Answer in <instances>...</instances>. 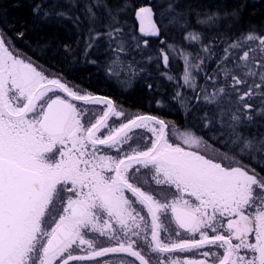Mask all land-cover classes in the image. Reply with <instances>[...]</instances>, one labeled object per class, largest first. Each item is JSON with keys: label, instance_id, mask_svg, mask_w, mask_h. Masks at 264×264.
Here are the masks:
<instances>
[{"label": "snow or ice", "instance_id": "snow-or-ice-1", "mask_svg": "<svg viewBox=\"0 0 264 264\" xmlns=\"http://www.w3.org/2000/svg\"><path fill=\"white\" fill-rule=\"evenodd\" d=\"M93 6L106 13L103 32ZM129 10L143 37L161 36L152 6L93 0L86 50L104 41L106 73L131 79L144 69L127 54L149 41L126 33L121 14ZM179 15L169 22L180 23ZM184 39L200 52L160 40L165 67L172 53L184 63L179 77L167 75L173 99L188 87L214 108L201 119L205 129L218 126L223 150L191 127L129 118L111 98L49 74L0 29V264H125L116 254L134 258L128 264H264V133L241 131L264 117V34L242 33L219 54L197 31ZM209 60L212 92L194 83Z\"/></svg>", "mask_w": 264, "mask_h": 264}, {"label": "trees", "instance_id": "trees-1", "mask_svg": "<svg viewBox=\"0 0 264 264\" xmlns=\"http://www.w3.org/2000/svg\"><path fill=\"white\" fill-rule=\"evenodd\" d=\"M106 2L110 7H116V0ZM134 2L144 5V0ZM38 4L42 7L40 13L33 11ZM91 4L93 0H0V29L12 38L19 50L52 74H62L65 80L93 93L109 95L116 105L137 115H149L147 63L146 57H142L146 46L131 47L126 58V62L135 61L137 68L142 67V72L131 79L123 74L119 77L108 75L106 67L110 55L106 53L104 41H98L96 47L86 50L90 28L86 7ZM93 10L99 17L96 30L103 32L106 19L100 10H104L94 6ZM60 12L66 15H58ZM129 13L131 18L134 11L129 10ZM121 19L125 21L123 14ZM132 21L124 24L129 36L135 35L130 32L135 27ZM21 32L23 37L18 35ZM129 44L135 42L129 40ZM91 60L97 63H90Z\"/></svg>", "mask_w": 264, "mask_h": 264}, {"label": "rangeland", "instance_id": "rangeland-1", "mask_svg": "<svg viewBox=\"0 0 264 264\" xmlns=\"http://www.w3.org/2000/svg\"><path fill=\"white\" fill-rule=\"evenodd\" d=\"M100 12H101V14H102V16H105L106 17V13L105 12H103L102 10H100ZM123 18H124V20L126 21V23H130L132 20V25H135V27L134 28H131L130 29V32H133L136 36H138L139 38H140V40L141 41H143V40H146V38L145 37H143L140 33H139V31H138V29H139V24H138V21L136 20V18H135V15H134V13H133V16L130 18V13H128V14H123ZM141 46L142 47H145V45L142 43L141 44ZM142 57H146V52H142ZM145 62L147 63V59H145ZM46 70V69H45ZM47 71V70H46ZM49 74H51V75H53L51 72H49V71H47ZM119 109H121L120 107H119ZM125 113H127V115H128V117L129 118H132V117H134V116H136L137 115V113H135V112H133V111H124ZM136 131H140V132H144V134L145 135H150V133H147L145 130H143V129H138V130H136Z\"/></svg>", "mask_w": 264, "mask_h": 264}, {"label": "flooded vegetation", "instance_id": "flooded-vegetation-1", "mask_svg": "<svg viewBox=\"0 0 264 264\" xmlns=\"http://www.w3.org/2000/svg\"><path fill=\"white\" fill-rule=\"evenodd\" d=\"M53 75H55V74H53ZM68 81V80H67ZM69 82H71V81H69ZM71 83H73V82H71ZM73 84H75V85H79V84H76V83H73ZM81 88H83L81 85H79ZM83 89H86V88H83ZM87 90V89H86ZM88 92H90V93H93V92H91V91H89V90H87ZM93 94H96V95H100V96H103V97H108V98H111L112 100H113V98L112 97H110L109 95H104V94H100V93H93ZM114 101V100H113ZM115 103V102H114ZM116 105V104H115ZM118 108H119V106L118 105H116ZM96 107H100V106H96ZM121 108V107H120ZM123 111H129L127 108H121ZM142 214H144L145 216H147V213H146V211L144 212V213H142ZM109 243H111V242H109ZM116 256L117 257H122L123 258V260L125 261V264H128V261H131V260H133L134 258H131V257H127L126 256V254H116ZM105 259H107V258H105ZM136 264H138V262H136Z\"/></svg>", "mask_w": 264, "mask_h": 264}]
</instances>
